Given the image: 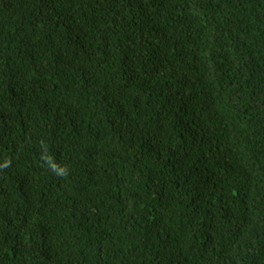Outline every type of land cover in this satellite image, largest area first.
<instances>
[{
  "label": "trees",
  "instance_id": "trees-1",
  "mask_svg": "<svg viewBox=\"0 0 264 264\" xmlns=\"http://www.w3.org/2000/svg\"><path fill=\"white\" fill-rule=\"evenodd\" d=\"M6 158L0 264H264V0H0Z\"/></svg>",
  "mask_w": 264,
  "mask_h": 264
},
{
  "label": "clouds",
  "instance_id": "clouds-1",
  "mask_svg": "<svg viewBox=\"0 0 264 264\" xmlns=\"http://www.w3.org/2000/svg\"><path fill=\"white\" fill-rule=\"evenodd\" d=\"M40 143L43 149L41 160L44 162V165L47 167L48 171L61 178L67 177L70 174L69 168L66 165H59L55 163L53 158L47 154L48 148L46 143L43 140H41ZM11 163V158H6L3 163H0V172L11 167Z\"/></svg>",
  "mask_w": 264,
  "mask_h": 264
}]
</instances>
